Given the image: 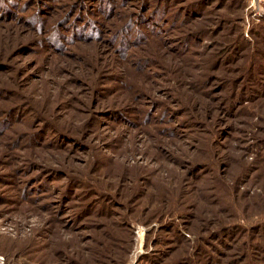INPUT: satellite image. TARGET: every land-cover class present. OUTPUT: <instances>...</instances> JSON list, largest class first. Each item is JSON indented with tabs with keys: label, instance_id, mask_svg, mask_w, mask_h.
Here are the masks:
<instances>
[{
	"label": "rangeland",
	"instance_id": "374dc122",
	"mask_svg": "<svg viewBox=\"0 0 264 264\" xmlns=\"http://www.w3.org/2000/svg\"><path fill=\"white\" fill-rule=\"evenodd\" d=\"M0 264H264V0H0Z\"/></svg>",
	"mask_w": 264,
	"mask_h": 264
},
{
	"label": "trees",
	"instance_id": "16d2710c",
	"mask_svg": "<svg viewBox=\"0 0 264 264\" xmlns=\"http://www.w3.org/2000/svg\"><path fill=\"white\" fill-rule=\"evenodd\" d=\"M211 150V148L208 149V152Z\"/></svg>",
	"mask_w": 264,
	"mask_h": 264
}]
</instances>
